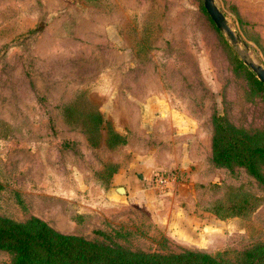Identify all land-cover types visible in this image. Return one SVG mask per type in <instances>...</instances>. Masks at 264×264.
<instances>
[{"label": "rangeland", "instance_id": "1", "mask_svg": "<svg viewBox=\"0 0 264 264\" xmlns=\"http://www.w3.org/2000/svg\"><path fill=\"white\" fill-rule=\"evenodd\" d=\"M215 1L247 48L202 0H0V215L150 252L233 259L264 241V165L212 159L215 116L264 132L236 61L264 66V0ZM95 109L108 123L92 128Z\"/></svg>", "mask_w": 264, "mask_h": 264}, {"label": "trees", "instance_id": "2", "mask_svg": "<svg viewBox=\"0 0 264 264\" xmlns=\"http://www.w3.org/2000/svg\"><path fill=\"white\" fill-rule=\"evenodd\" d=\"M236 61L237 67H241L250 79L253 89L264 97L262 81L242 61ZM89 118L92 128L102 122L108 123L98 109L92 110ZM214 119L213 161L225 166H244L250 174L262 179L264 132H248L230 124L222 116L217 115ZM105 140L116 145L125 138L108 127ZM0 249L12 252L15 264H264V241L245 248L233 259L193 250L170 253L131 250L118 244L60 232L36 216L17 221L0 215Z\"/></svg>", "mask_w": 264, "mask_h": 264}, {"label": "water", "instance_id": "3", "mask_svg": "<svg viewBox=\"0 0 264 264\" xmlns=\"http://www.w3.org/2000/svg\"><path fill=\"white\" fill-rule=\"evenodd\" d=\"M202 3L212 22L219 30L225 33L226 37L233 45L242 43L246 48L248 47V45L243 42L240 34L230 25L224 12L215 0H202ZM240 57L243 63L249 66V68L255 73L256 77L264 84V66L261 63L250 59L246 53H240ZM110 194L126 198L128 191L125 185L119 184L110 188Z\"/></svg>", "mask_w": 264, "mask_h": 264}, {"label": "built area", "instance_id": "4", "mask_svg": "<svg viewBox=\"0 0 264 264\" xmlns=\"http://www.w3.org/2000/svg\"><path fill=\"white\" fill-rule=\"evenodd\" d=\"M174 176L172 172L169 171H164V172H160L155 174L154 176V180H155V184L156 186H165L166 184H168L170 181L174 180Z\"/></svg>", "mask_w": 264, "mask_h": 264}]
</instances>
